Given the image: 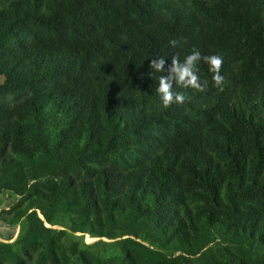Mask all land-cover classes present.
Returning a JSON list of instances; mask_svg holds the SVG:
<instances>
[{
  "label": "trees",
  "instance_id": "1",
  "mask_svg": "<svg viewBox=\"0 0 264 264\" xmlns=\"http://www.w3.org/2000/svg\"><path fill=\"white\" fill-rule=\"evenodd\" d=\"M0 194V264H264V0H0Z\"/></svg>",
  "mask_w": 264,
  "mask_h": 264
},
{
  "label": "clouds",
  "instance_id": "2",
  "mask_svg": "<svg viewBox=\"0 0 264 264\" xmlns=\"http://www.w3.org/2000/svg\"><path fill=\"white\" fill-rule=\"evenodd\" d=\"M178 43L175 39L169 41V44L173 47H176ZM201 60L209 66V71L213 74L212 80L215 86L221 88L224 83V77L221 75L224 61L223 56L220 54L202 56L200 50L193 47L191 53L186 55L183 61H181L179 55H175L167 66L166 59L162 56L151 59L150 69L157 73H164L158 78L159 82L156 93L159 94L165 108L170 107L173 103L183 104L185 102V95L182 92L174 91V87H191L200 92L207 90L208 81L201 82L198 75L197 64Z\"/></svg>",
  "mask_w": 264,
  "mask_h": 264
},
{
  "label": "rangeland",
  "instance_id": "3",
  "mask_svg": "<svg viewBox=\"0 0 264 264\" xmlns=\"http://www.w3.org/2000/svg\"><path fill=\"white\" fill-rule=\"evenodd\" d=\"M8 196L0 194V209L2 207V204L7 202ZM14 227H9L4 223L0 222V239L8 241V239H12L14 233H15ZM89 235L86 236V241L88 243L93 242V238L88 237ZM13 240V239H12Z\"/></svg>",
  "mask_w": 264,
  "mask_h": 264
},
{
  "label": "water",
  "instance_id": "4",
  "mask_svg": "<svg viewBox=\"0 0 264 264\" xmlns=\"http://www.w3.org/2000/svg\"><path fill=\"white\" fill-rule=\"evenodd\" d=\"M46 225H47V226H50V224H48V223H46ZM53 227L64 228V227H62V226H53ZM18 232H19V229H18ZM78 234H81V233H78ZM17 235H18V233L16 234V236H17ZM16 236H15V238H16ZM15 238H14V239H15ZM91 238H92V237H91ZM14 239H13V240H14ZM97 239H99V238H93V241H95V240H97ZM105 239H106V238H105ZM13 240H11V241H13ZM106 240H108V239H106Z\"/></svg>",
  "mask_w": 264,
  "mask_h": 264
},
{
  "label": "crops",
  "instance_id": "5",
  "mask_svg": "<svg viewBox=\"0 0 264 264\" xmlns=\"http://www.w3.org/2000/svg\"><path fill=\"white\" fill-rule=\"evenodd\" d=\"M17 233H18V231H17ZM17 233H16V234H17Z\"/></svg>",
  "mask_w": 264,
  "mask_h": 264
},
{
  "label": "bare ground",
  "instance_id": "6",
  "mask_svg": "<svg viewBox=\"0 0 264 264\" xmlns=\"http://www.w3.org/2000/svg\"><path fill=\"white\" fill-rule=\"evenodd\" d=\"M89 237V236H88Z\"/></svg>",
  "mask_w": 264,
  "mask_h": 264
}]
</instances>
